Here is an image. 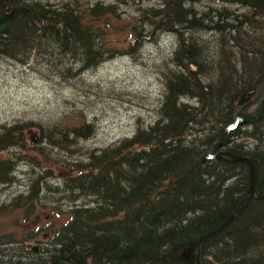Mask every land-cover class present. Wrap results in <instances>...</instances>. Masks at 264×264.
<instances>
[{"label":"trees","instance_id":"1","mask_svg":"<svg viewBox=\"0 0 264 264\" xmlns=\"http://www.w3.org/2000/svg\"><path fill=\"white\" fill-rule=\"evenodd\" d=\"M91 1L0 0V59L81 84L114 58L119 7L133 3L138 13L125 23L132 50L171 40V55L157 68V113L132 135L94 149L79 144L95 133L89 120L0 124V155L12 150L0 156V183L15 182L24 161L36 175L30 190L0 205V216L37 201L45 207V190L61 194L56 200L66 206L53 208L65 219L47 226L39 248L30 246L38 231L0 233V264H196L198 239L221 226L250 189L245 162L203 156L264 79V0H211L216 7H205L207 0ZM224 146L254 160L256 191L228 228L203 243L202 264H264V101ZM57 147L74 157H58ZM42 158L71 171L61 186L46 184L54 173Z\"/></svg>","mask_w":264,"mask_h":264},{"label":"rangeland","instance_id":"2","mask_svg":"<svg viewBox=\"0 0 264 264\" xmlns=\"http://www.w3.org/2000/svg\"><path fill=\"white\" fill-rule=\"evenodd\" d=\"M49 1L57 3L61 0ZM94 1L96 0L91 2ZM108 1L110 0L105 3ZM158 3V0H146L143 4ZM206 3L205 7L208 3L218 6L211 0ZM136 8L133 3L130 6L120 5V18L110 36L111 46L117 48L114 58L85 73V81L79 79L81 84H77V81L69 84L53 77L45 79V75L38 73L35 66L0 59V124H12L18 120H43L46 123L62 120L63 125L80 124L84 119L89 120L95 125V133L90 138H83L79 144L84 148L94 149L130 136L137 123L152 120L157 113L162 89L157 68L161 59L170 57L171 45L168 41L171 40L166 35L159 44L148 42L139 51L132 50V40L125 23L136 17ZM29 134L34 135L33 139L28 138L27 142H31V145L27 149L33 150L37 145L34 141L36 135L33 131ZM11 151L4 150L0 156L7 157ZM54 152L62 159L66 156L74 157L72 152L66 153L58 147ZM24 162H20L17 172H14L15 182L0 183V205H12L14 197L33 187L36 175L28 162ZM41 162L43 168L54 173L46 178V184L61 186L64 177L71 173L57 161L42 158ZM42 195L46 196L45 207L37 201L38 205L30 210H3L4 213L0 216V233H16L23 238L28 231H38L30 246L39 248L42 239L46 238L47 226L51 223L57 226L65 219V215L55 214L53 208L66 207L62 199L56 200L61 194L45 190ZM42 203L44 204V200Z\"/></svg>","mask_w":264,"mask_h":264},{"label":"water","instance_id":"3","mask_svg":"<svg viewBox=\"0 0 264 264\" xmlns=\"http://www.w3.org/2000/svg\"><path fill=\"white\" fill-rule=\"evenodd\" d=\"M264 101V79L257 91V94L254 99L247 102L245 105H243L241 108L238 109L236 112V118L237 123H242L247 120V118L261 105V103ZM228 132H225L224 137L222 140L214 145L204 156L203 160L212 159V158H223L227 160L232 161H240L245 162L249 166V172H250V189L245 195L242 202L237 206V208L233 211V213L228 217V219L218 228L209 231L208 233L202 235L194 247V256H195V262L196 264H202V258H201V249L203 243L219 234L226 228H228L236 219V217L242 213V211L246 208V206L250 203L252 198L254 197L255 191H256V182H257V167L254 160L248 156H242V155H236L228 150L224 149L225 141L227 138ZM150 264H166V263H150Z\"/></svg>","mask_w":264,"mask_h":264}]
</instances>
